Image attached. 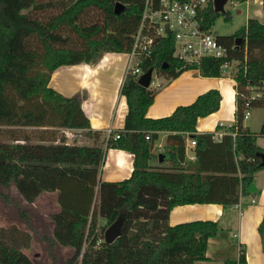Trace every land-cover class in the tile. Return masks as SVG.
I'll return each instance as SVG.
<instances>
[{
    "label": "trees",
    "instance_id": "obj_1",
    "mask_svg": "<svg viewBox=\"0 0 264 264\" xmlns=\"http://www.w3.org/2000/svg\"><path fill=\"white\" fill-rule=\"evenodd\" d=\"M117 2L125 6L120 14L115 12ZM144 5L145 0H0V185L14 186L29 203L44 192H57L59 209L51 215L53 234L46 239L52 246L58 243L74 250L67 264L205 260L208 240L220 231V222L201 219L170 225L171 210L184 204L237 203L241 194H249L254 174L263 167L257 135L243 123L247 100L251 106L264 107V94L251 97L250 89L264 86V23L257 17H250L233 35H216L229 49L227 59L232 64L227 74H223L222 58H204L183 68L185 63L173 55L172 39L157 44L153 56L142 62L144 70L154 67L159 76L168 78L197 67L206 77L235 79L236 120L220 141L212 132L197 134L199 118L220 109L222 95L217 88L179 105L170 115L149 117L157 91L142 86L137 75H126L121 93L128 112L115 140L91 129L82 108L86 94L67 96L50 85L53 72L63 65L95 64L106 52L128 53ZM50 7L55 10L47 18L35 13ZM219 15L210 3L203 27L212 30ZM237 37H242L239 45ZM5 127L41 131L34 138L15 135ZM63 129H86L92 143H67L58 135ZM4 132L10 133L11 140H2ZM160 132H169L165 152L172 164L169 169L151 164L158 158L153 150ZM260 133L264 134V123ZM187 134L197 135L195 160L186 158ZM109 147L134 154L129 178L101 179ZM120 215L123 233L107 243L104 231ZM259 231L264 238V216ZM239 245L238 258L227 262L248 264L245 248ZM0 264L36 263L19 245L0 236Z\"/></svg>",
    "mask_w": 264,
    "mask_h": 264
},
{
    "label": "crops",
    "instance_id": "obj_2",
    "mask_svg": "<svg viewBox=\"0 0 264 264\" xmlns=\"http://www.w3.org/2000/svg\"><path fill=\"white\" fill-rule=\"evenodd\" d=\"M254 2L258 3V0ZM258 5L261 6L254 9L251 17H257L264 23L263 0H259ZM258 10H261L262 13H258ZM122 56L125 57L124 52H106L95 64L82 62L63 65L53 72L50 79V85L64 95L71 96L79 92L86 94L83 98L82 108L90 119L91 129L101 130L106 134L109 129L122 130L128 112L127 99L121 93L127 75L125 59ZM183 76L180 74L176 78L165 77L170 80V84L163 90L157 91L154 102L147 111V116L170 115L179 105L190 104L201 93L211 88H217L222 95L220 109L209 116L199 118L197 134L223 132L224 135L228 133L226 126H232L236 120L235 79L232 77H206L200 74L191 75L190 79ZM263 94L264 86L251 90L252 97ZM221 122L226 126H220ZM244 126L246 125L244 124ZM246 127L250 129L249 125ZM253 133L257 135V132ZM168 135L169 132L159 133L154 153L166 152ZM259 136L263 137L264 134L259 132L257 140ZM192 139L193 137L189 134L185 137L188 161L196 159L195 146L191 144ZM221 139L216 137V140L220 141ZM257 142L264 151V143L261 144L259 140ZM151 164L166 169L172 165L168 157L163 162H160L159 158L153 159ZM102 167L100 168L102 180L121 181L129 178L134 169V154L116 147L106 148ZM263 216L264 166L254 174L249 194H241L237 203L230 205L218 202L178 205L171 210L168 223L175 225L201 219L220 222V231L208 240L207 258L198 260L195 264H232L227 261L238 258L239 244L245 248L248 264H264V238L259 231ZM235 234H237L236 237Z\"/></svg>",
    "mask_w": 264,
    "mask_h": 264
},
{
    "label": "rangeland",
    "instance_id": "obj_3",
    "mask_svg": "<svg viewBox=\"0 0 264 264\" xmlns=\"http://www.w3.org/2000/svg\"><path fill=\"white\" fill-rule=\"evenodd\" d=\"M254 1L255 0H234V3L227 2L224 11L220 12V15L214 21L212 31L219 36H230L246 26L248 19L253 16L254 9L260 7V5ZM54 10V7H50L44 11H33V13L35 12L43 18H47L46 16L50 15L49 12ZM123 58L125 59L127 70L130 64V57L125 53V57ZM157 70L158 69L154 70L155 84L151 85V88L159 92L170 84V80H167L164 76H159ZM181 74H183V77L186 79H190V77H192L191 75H201L200 71L197 69H190ZM249 112L250 115L248 118L244 119V124L246 126L249 125L250 130L252 132H257L258 135V133L261 132L264 120V107L251 106ZM4 129H13L15 135H34V138H37L36 135L38 132L36 131H41L39 128L34 127H5ZM86 131V129H63L59 131L58 135L67 138V142L70 139L77 144L92 143V139L86 134ZM44 136L48 137L49 135L44 134ZM1 138L4 141L11 140V135L8 132H4ZM258 140L263 144L264 136H259ZM14 142L23 143L24 141L22 139H16ZM159 153L164 152L158 151L157 154L159 155ZM102 166L101 168H103ZM96 204L98 205V195ZM58 209L57 192H44L35 202L29 203L14 186L6 187L0 185V236L8 243L19 245L36 264H54L55 258L57 264H67L68 258L72 255L74 250L69 246H63L58 243L52 246L50 245V241L46 239L51 238L53 234L51 215Z\"/></svg>",
    "mask_w": 264,
    "mask_h": 264
},
{
    "label": "built area",
    "instance_id": "obj_4",
    "mask_svg": "<svg viewBox=\"0 0 264 264\" xmlns=\"http://www.w3.org/2000/svg\"><path fill=\"white\" fill-rule=\"evenodd\" d=\"M227 2L234 3V0ZM210 3L215 8L214 0H145L140 24L133 35L132 49L128 52L130 64L126 74L137 75L139 79L146 71L142 67V62L151 58L154 47L166 39L173 40V55L185 63L183 68L190 64H200L204 58H222L225 60L222 65L223 74H227L228 67L232 64L227 59L229 49L218 41L212 30L203 27L205 12ZM191 69L200 71L197 67ZM154 75L153 73L151 85L155 83ZM244 105L246 119L250 115L249 100ZM220 126L226 125L221 122ZM107 135L115 140L120 138V132L111 129ZM222 136L223 132L215 133V137ZM191 144L195 146L196 140L192 139Z\"/></svg>",
    "mask_w": 264,
    "mask_h": 264
},
{
    "label": "water",
    "instance_id": "obj_5",
    "mask_svg": "<svg viewBox=\"0 0 264 264\" xmlns=\"http://www.w3.org/2000/svg\"><path fill=\"white\" fill-rule=\"evenodd\" d=\"M228 0H214V5H215V10L222 12L224 11L225 4L227 3ZM125 9V6L121 2H117L115 6V12L117 14H120L123 10ZM242 40V37H237L236 45H239L240 41ZM163 68L167 67V63H163ZM154 73V67L149 68L146 70L138 79L139 83L148 88L151 86L152 82V76ZM193 138H196L197 135H192ZM67 143H73L69 139ZM159 161L163 162L165 158L164 153H159L158 155ZM259 157H260V165L264 166V151L259 152ZM123 224H124V216L120 215L109 227L105 230L104 233V239L107 243H112L114 242L118 237H120L123 233Z\"/></svg>",
    "mask_w": 264,
    "mask_h": 264
},
{
    "label": "bare ground",
    "instance_id": "obj_6",
    "mask_svg": "<svg viewBox=\"0 0 264 264\" xmlns=\"http://www.w3.org/2000/svg\"><path fill=\"white\" fill-rule=\"evenodd\" d=\"M258 3H259V0H258ZM260 6H261V5H260ZM258 13H260V14H261V13H262V12H261V10H258ZM262 16H263V15H262Z\"/></svg>",
    "mask_w": 264,
    "mask_h": 264
}]
</instances>
